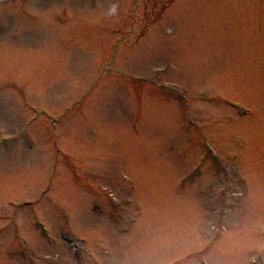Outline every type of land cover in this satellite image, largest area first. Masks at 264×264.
<instances>
[{
	"label": "rangeland",
	"instance_id": "1",
	"mask_svg": "<svg viewBox=\"0 0 264 264\" xmlns=\"http://www.w3.org/2000/svg\"><path fill=\"white\" fill-rule=\"evenodd\" d=\"M0 54V264H264V0H12Z\"/></svg>",
	"mask_w": 264,
	"mask_h": 264
},
{
	"label": "flooded vegetation",
	"instance_id": "2",
	"mask_svg": "<svg viewBox=\"0 0 264 264\" xmlns=\"http://www.w3.org/2000/svg\"><path fill=\"white\" fill-rule=\"evenodd\" d=\"M9 1H12V0H8V1H5V2H1V3H6V2H9ZM171 1V0H170ZM0 3V4H1ZM164 3V2H163ZM15 32H11V34H10V37L11 38H16V35H18L17 33H15ZM1 54H4V52L3 53H1ZM0 54V55H1ZM6 68V67H5ZM3 69V68H2ZM11 72L12 73H9V76H10V78L8 79L9 81H14V79H16L15 77L17 76V73L15 72V70L14 69H12L11 68ZM2 74H1V71H0V81H1V76ZM13 136V135H12ZM1 144H2V140H1V137H0V146H1ZM27 263H28V261H26ZM26 263V264H27ZM31 264V263H30Z\"/></svg>",
	"mask_w": 264,
	"mask_h": 264
},
{
	"label": "water",
	"instance_id": "3",
	"mask_svg": "<svg viewBox=\"0 0 264 264\" xmlns=\"http://www.w3.org/2000/svg\"><path fill=\"white\" fill-rule=\"evenodd\" d=\"M7 1V0H0V2Z\"/></svg>",
	"mask_w": 264,
	"mask_h": 264
}]
</instances>
